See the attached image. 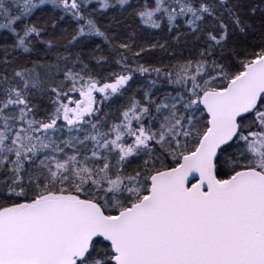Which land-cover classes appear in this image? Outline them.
I'll use <instances>...</instances> for the list:
<instances>
[{"label": "snow or ice", "instance_id": "snow-or-ice-1", "mask_svg": "<svg viewBox=\"0 0 264 264\" xmlns=\"http://www.w3.org/2000/svg\"><path fill=\"white\" fill-rule=\"evenodd\" d=\"M0 264H264V0H0Z\"/></svg>", "mask_w": 264, "mask_h": 264}, {"label": "trees", "instance_id": "trees-1", "mask_svg": "<svg viewBox=\"0 0 264 264\" xmlns=\"http://www.w3.org/2000/svg\"><path fill=\"white\" fill-rule=\"evenodd\" d=\"M158 55V54H157Z\"/></svg>", "mask_w": 264, "mask_h": 264}]
</instances>
